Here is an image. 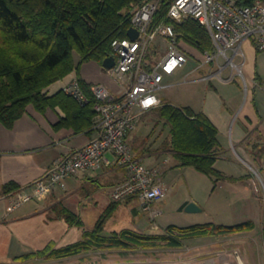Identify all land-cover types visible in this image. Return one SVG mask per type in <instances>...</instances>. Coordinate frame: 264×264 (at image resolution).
Returning <instances> with one entry per match:
<instances>
[{"label":"crops","instance_id":"0c3cea01","mask_svg":"<svg viewBox=\"0 0 264 264\" xmlns=\"http://www.w3.org/2000/svg\"><path fill=\"white\" fill-rule=\"evenodd\" d=\"M241 50L244 56L237 55L234 58L237 67L230 65L224 56L218 55L211 64L192 71L187 77L183 75V71L167 77L158 91L173 85L181 84L187 85L182 87H191L192 84L198 83L190 88L192 91L190 95L179 99L177 104L167 101L157 91L161 104L188 106L196 112H203L217 128L219 155L214 167L224 176V179L218 180L214 187L212 178L198 171L195 183L199 195L197 193L198 196L196 195L192 200L200 207V210L187 212L191 215L188 219L193 221L200 220L196 213L204 211L205 205L209 202L216 209L229 210L234 207L237 212L242 213L239 222L256 220L247 214L246 201L250 197L249 190L251 192L252 190L248 179L244 181L240 173H234L235 165L238 164L232 149L237 155V152L240 153L238 156L243 163L246 164V160L247 162L258 160L264 168V101H257L259 89L264 90V50H257L250 40L241 43ZM227 55L230 57L232 53L228 52ZM238 67L243 71L241 74ZM100 70L113 80L115 86L104 82L98 83L106 85L114 93L118 92L122 88L121 84L109 69L96 61L83 63L80 76L86 82L94 84V80H99ZM205 74L208 75L207 80L198 79ZM76 78L77 74L61 86L58 84L62 82V79L52 83L47 87L48 94L56 92ZM61 116H64V112L59 107L38 112L29 105L12 128H6L0 124V258H5L9 254L15 256L40 250L51 242L56 245L70 242L67 238L72 237L73 227H68L63 219L50 215L49 210L51 211L52 206L62 198L72 195L80 196L82 192L88 191L81 196L90 198L88 200L94 198L93 204L102 200L105 205L104 211L113 201L111 199L113 185L125 178L126 172L123 167L105 164L100 169L82 171L67 177L47 194L37 196L17 208L13 207L12 201L16 193H31L34 180L43 175L57 158L68 155L98 135L94 124L91 132L75 133L71 128L54 129L53 125ZM164 152L170 153L168 149H159L152 152L141 151L140 154L134 151L133 154L142 159L146 165L162 169V183L168 191L171 186L166 183V176L164 177L169 167L167 163L171 161L172 167H182V169L189 166H178L179 162L172 153L159 159ZM107 157L113 160L110 153H107ZM11 183L15 187L12 190H5ZM219 197L225 200L220 201ZM133 199L137 197L130 196L119 201L111 218H115L116 211ZM164 200L165 198L159 201ZM189 202L184 201L181 207ZM181 207L179 210H184ZM129 209L136 213V216L140 213L137 206H131ZM243 210L246 213H243ZM216 224L225 223L219 221ZM239 233L241 232L222 235L223 240L226 241L225 244L230 246L234 245L233 242L238 243ZM217 236L219 235H209V237ZM205 237L207 236L195 239ZM221 241L215 239L213 244L210 243V247L215 246V253L220 252L217 246ZM211 260L212 264L223 262L221 254L218 257L214 256Z\"/></svg>","mask_w":264,"mask_h":264},{"label":"trees","instance_id":"16d2710c","mask_svg":"<svg viewBox=\"0 0 264 264\" xmlns=\"http://www.w3.org/2000/svg\"><path fill=\"white\" fill-rule=\"evenodd\" d=\"M145 1L0 0V124L12 128L29 105L38 112L59 107L64 116L53 125L54 129L91 132L96 116L95 97L92 84L80 76L81 65L91 60L102 65L106 57L115 56L112 40L127 35L132 16L130 10ZM172 1L159 0L152 21L172 24L185 51L199 59L203 52L213 49L210 33L194 19L177 22L169 18L167 12ZM252 1L240 0L242 4ZM75 51L79 55L77 62L74 60ZM72 71H76L78 86L86 98L83 103L64 88L52 94L47 92L48 86ZM154 109L169 127L167 149L178 160V166H191L210 176L215 187L218 180L224 179L214 167L219 155L216 126L203 112H196L188 106L162 103ZM11 184L5 190L15 187ZM118 202L113 200L105 208L94 227L84 231L82 239L55 248L51 242L40 250L17 256L18 259L67 256L106 244L127 247L130 242L147 246L163 240L170 246L179 247L183 240L226 235L254 227L252 220L234 224H171L160 234L140 235L123 230L106 236L102 234L104 224ZM52 212L70 226L83 225L80 215L63 204L53 206Z\"/></svg>","mask_w":264,"mask_h":264},{"label":"built area","instance_id":"2783aa9c","mask_svg":"<svg viewBox=\"0 0 264 264\" xmlns=\"http://www.w3.org/2000/svg\"><path fill=\"white\" fill-rule=\"evenodd\" d=\"M159 3V0H147L132 10L130 27L137 30L136 38L126 35L111 42L115 64L109 71L122 88L114 93L102 83L91 85L95 97L94 127L98 135L68 155L57 158L34 180L31 193H16L13 207L47 194L67 177L100 169L105 164L123 167L126 172L125 178L113 185L112 200L122 201L135 196L141 208L149 210L153 202L166 196L167 188L162 183L160 168L146 165L133 154L128 143L129 133L142 114L161 104L157 91L167 77L182 71L187 77L192 71L211 64L218 55L237 67L234 58L244 56L241 43L245 40H250L257 50H264V1L242 4L240 0H173L167 16L177 22L188 18L196 20L208 30L213 43V49L203 52L198 63L188 70L185 68L189 54L172 24L152 21ZM157 39L158 44H155ZM159 49H166V52L153 62L152 54ZM228 52L232 56L229 57ZM238 71L241 74V68L238 67ZM198 79L207 80L208 75ZM63 88L80 102L86 100L76 79ZM107 153L113 156L112 161Z\"/></svg>","mask_w":264,"mask_h":264},{"label":"rangeland","instance_id":"374dc122","mask_svg":"<svg viewBox=\"0 0 264 264\" xmlns=\"http://www.w3.org/2000/svg\"><path fill=\"white\" fill-rule=\"evenodd\" d=\"M135 7L137 5L130 11ZM158 41L159 39L155 41V44H158ZM160 50L152 54L153 62L165 54L166 49ZM188 57L189 63L185 70H188L198 63L197 58L190 55ZM74 60L76 62L79 60V55L76 51L74 52ZM75 74L76 71H72L66 75L62 78V82L58 86L68 82ZM98 75L99 80H94V84L104 82L115 86L113 80L107 74L103 73V71L100 70ZM196 84H192V86ZM182 86L187 85L180 84L163 88L158 91V94L167 101L177 104L180 101L179 99L190 95L192 92L190 89L192 86ZM257 101H264V90L259 89ZM133 130L128 135V143L133 152L136 151L140 154L141 151L152 152L154 150L169 148V127L165 123V120L159 117L156 109L145 112ZM237 153L238 155L240 154L239 152ZM168 154L170 155L168 152L162 153L159 159L165 158ZM232 154L238 164L235 165L236 171L233 169L235 171L233 172L236 174L240 173L244 181L246 179L249 180L248 183L252 192L249 190L250 197L246 201L248 207L247 214L256 219L252 221L254 223L252 229L240 231V240L238 243L233 242L234 245L228 246L225 244L226 241L223 240L224 237L222 235L217 237L207 236L203 239L191 238L183 240L182 245L179 247L170 246L163 240L155 241L152 245L149 244L147 246L130 242L127 247L106 244L100 248L92 246L79 253L50 258L36 257L23 260L18 259L17 256L19 255L14 256L9 254L5 258H0V264H212L211 259L214 256L218 257L219 254L222 255L223 261L220 264H264V168L261 167L258 160H255V162L250 160L247 162L246 160V165L233 149ZM167 165L169 167H167V172L164 177L166 176L165 181L171 187L167 191L166 197H164L165 200L163 202L157 200L152 203L153 206L151 205L149 210H143L139 200L133 199L122 208H119L120 210L116 211L115 218L110 217L105 222L102 234L110 236L115 232L120 233L123 230H131L140 235H152L164 233L166 228L171 224L187 226L196 223H216L219 221H223L225 224H234L241 220L239 217L242 213L240 211L237 212V209H234V207H231L229 210L216 209L215 206L210 205V202L205 205L206 209L204 211L196 213L200 220L193 221L192 219H188V216H191L189 215L190 213L179 209L184 201L194 202L192 199L198 193L195 180L196 174L199 172L191 166L185 169H182V167H172L171 161ZM86 192L88 191L82 192L80 196L72 195L67 198H62L61 201L53 205L63 204L67 206L78 213L83 220L82 226L72 225V237L67 238L70 242L63 245H56L54 243V248L82 239L84 231L91 230L94 227L105 205L102 200L93 204L94 198L88 200L90 198L86 199V196L83 197ZM219 200L224 201L225 199H220L219 197ZM131 206L138 207L140 212L138 216L129 209ZM242 212L246 213L244 210ZM49 213L55 217L52 209L51 211L49 210ZM57 218L62 219L61 217ZM215 239L222 240L218 243V248L216 247L220 250L218 253L214 252V245L210 247V243L213 244ZM228 250L230 251L228 252Z\"/></svg>","mask_w":264,"mask_h":264},{"label":"water","instance_id":"95a60500","mask_svg":"<svg viewBox=\"0 0 264 264\" xmlns=\"http://www.w3.org/2000/svg\"><path fill=\"white\" fill-rule=\"evenodd\" d=\"M127 36H129L131 39H134L137 37L138 32L134 27H129L126 32ZM115 64V58L114 56H108L103 60V66L107 69L111 68ZM184 210L186 212H193L200 210V207L196 205L195 202H189L184 206Z\"/></svg>","mask_w":264,"mask_h":264},{"label":"bare ground","instance_id":"6f19581e","mask_svg":"<svg viewBox=\"0 0 264 264\" xmlns=\"http://www.w3.org/2000/svg\"><path fill=\"white\" fill-rule=\"evenodd\" d=\"M243 70V69H242ZM243 72V71H242ZM247 82V81H246ZM244 83V82H243ZM254 87V86H253ZM247 89V88H246ZM254 169V168H253ZM253 171H256V170H253Z\"/></svg>","mask_w":264,"mask_h":264}]
</instances>
